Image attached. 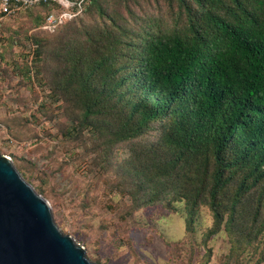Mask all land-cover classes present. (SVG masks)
<instances>
[{
	"label": "trees",
	"instance_id": "16d2710c",
	"mask_svg": "<svg viewBox=\"0 0 264 264\" xmlns=\"http://www.w3.org/2000/svg\"><path fill=\"white\" fill-rule=\"evenodd\" d=\"M72 1L80 11L52 32L41 26L54 2L0 10L42 7L47 34L91 10L104 18L65 32L51 52L50 88L79 116L70 129L87 127L107 148L130 143L134 209L183 201L192 231L207 205L213 223L204 242L221 227L231 251L262 235L264 259V0H174L175 26L149 19L136 33L102 0ZM34 41L41 63L45 51ZM150 132L155 139L142 140Z\"/></svg>",
	"mask_w": 264,
	"mask_h": 264
},
{
	"label": "rangeland",
	"instance_id": "374dc122",
	"mask_svg": "<svg viewBox=\"0 0 264 264\" xmlns=\"http://www.w3.org/2000/svg\"><path fill=\"white\" fill-rule=\"evenodd\" d=\"M102 4L134 33L149 19L160 28L176 25L174 0ZM43 12L36 7L0 15V154L48 201L60 230L96 264H264L259 260L262 235L231 251L221 227L204 242L213 223L207 205L198 207L192 231H186L183 201L165 197L134 209L125 167L130 143L107 148L87 127L70 129L77 127V110L55 96L49 85L56 67L51 52L60 36L101 24L104 18L91 10L82 20L47 34L39 27ZM34 39L45 51L41 63L34 59ZM155 136L150 132L141 138Z\"/></svg>",
	"mask_w": 264,
	"mask_h": 264
},
{
	"label": "water",
	"instance_id": "95a60500",
	"mask_svg": "<svg viewBox=\"0 0 264 264\" xmlns=\"http://www.w3.org/2000/svg\"><path fill=\"white\" fill-rule=\"evenodd\" d=\"M0 264H96L54 222L48 201L0 154Z\"/></svg>",
	"mask_w": 264,
	"mask_h": 264
},
{
	"label": "built area",
	"instance_id": "2783aa9c",
	"mask_svg": "<svg viewBox=\"0 0 264 264\" xmlns=\"http://www.w3.org/2000/svg\"><path fill=\"white\" fill-rule=\"evenodd\" d=\"M37 2H54L59 7L46 15L41 26L42 29L50 32L71 19L81 9L80 3L72 0H0V10L12 14L15 10L25 9Z\"/></svg>",
	"mask_w": 264,
	"mask_h": 264
}]
</instances>
